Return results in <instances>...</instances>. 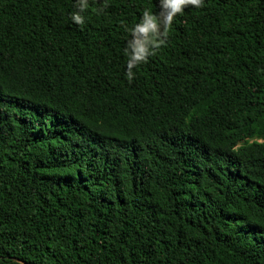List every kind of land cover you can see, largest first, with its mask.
<instances>
[{"label":"trees","instance_id":"trees-1","mask_svg":"<svg viewBox=\"0 0 264 264\" xmlns=\"http://www.w3.org/2000/svg\"><path fill=\"white\" fill-rule=\"evenodd\" d=\"M79 4L0 0V264H264V0L185 8L131 82L158 0Z\"/></svg>","mask_w":264,"mask_h":264},{"label":"clouds","instance_id":"clouds-1","mask_svg":"<svg viewBox=\"0 0 264 264\" xmlns=\"http://www.w3.org/2000/svg\"><path fill=\"white\" fill-rule=\"evenodd\" d=\"M203 4L204 0H158L159 12L145 11L142 14L140 21L128 30L130 39L124 50L127 56L125 77L129 82L134 78L132 69L147 63L148 58L164 46L174 18L189 6L200 8ZM86 7L87 0H80L79 12H84ZM71 19L76 25L84 23L79 13H73Z\"/></svg>","mask_w":264,"mask_h":264}]
</instances>
